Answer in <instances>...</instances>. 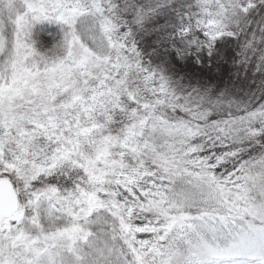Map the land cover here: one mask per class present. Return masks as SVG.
Segmentation results:
<instances>
[{
  "label": "rangeland",
  "instance_id": "rangeland-1",
  "mask_svg": "<svg viewBox=\"0 0 264 264\" xmlns=\"http://www.w3.org/2000/svg\"><path fill=\"white\" fill-rule=\"evenodd\" d=\"M108 1L0 0V178L13 182L19 201L14 214L0 217V264H68L64 246L67 230L53 228L51 233L55 237L46 236L39 220L43 218L45 205L54 210L44 196L49 185L34 184L27 177H31L30 170L35 165L52 163L50 151L54 146L60 148L67 165L82 175L85 193H74L78 200L88 203L84 208L89 209L101 186L113 183L117 187L121 174L130 175L135 169L142 171L146 167L142 159L148 141L141 137L146 126L154 121L147 106L167 105L168 108L162 105L164 108L155 120L156 129L188 140L199 132L189 129L187 119L201 117L226 101L249 107L247 115L221 133L220 139L229 143L231 160L235 159L234 154L240 159L242 139L248 137V133L242 134L241 126L254 133L256 150L246 165L247 172L243 171L254 186L248 194L240 187L241 176L236 168L241 163L233 166L234 177L223 179L218 185L227 190L224 200L244 219L253 238L231 243L221 251L204 247L221 259L243 255L264 259V38L257 37L254 45L247 32L248 24L240 23L239 31L228 30L214 11L204 7L206 15L196 18L193 28L184 22L178 30L180 35L196 32L194 37L203 48L192 49L196 44L192 37L179 42L180 47L172 45L176 63L183 67L194 63L200 70L197 75H180L163 61V52L160 57L152 56V51L145 48V36L154 26L159 38L167 41L176 27L172 12L175 7L169 0H114L119 9L118 25L108 21L103 24L110 23L107 27L110 35L116 29L118 35H111L112 41L126 51L123 56L120 50L110 54L95 52L82 42L74 28L77 18L98 10L104 14ZM240 1L243 10L252 2ZM6 10L16 15L9 46L3 18ZM51 13L59 14L58 21L67 26L69 36L52 47L55 56L48 61L47 54L37 52L28 36L31 28L48 20ZM118 36L122 41L118 42ZM224 36L235 40L231 42ZM218 39L222 45L215 49ZM60 50L65 52L64 56ZM215 51L217 68H213L212 74L215 81L208 84L203 75L209 70L203 63V53L211 55ZM2 57L8 64L2 66ZM117 75L121 77L115 86L125 83L122 87L125 95L118 99L112 117L97 101V93L100 84L108 87L104 84L107 77ZM151 151L158 157L154 149ZM19 156L24 163L16 161ZM253 192L255 199L251 196ZM72 195L65 191L60 196L62 202H69L70 208ZM174 260L179 262V258ZM186 262L205 264L201 256Z\"/></svg>",
  "mask_w": 264,
  "mask_h": 264
},
{
  "label": "trees",
  "instance_id": "trees-1",
  "mask_svg": "<svg viewBox=\"0 0 264 264\" xmlns=\"http://www.w3.org/2000/svg\"><path fill=\"white\" fill-rule=\"evenodd\" d=\"M169 1L175 7L172 12L176 27L167 41L159 38L157 26H154L145 36V48L152 51V56L159 54L157 57H160L163 52V61L171 65L177 74L193 76L200 71L194 63L184 67L176 63L173 58L176 51L172 45L179 46V42L192 37L196 41L192 49L203 48L196 40L197 37H194L197 36L196 32L192 30L180 35L178 30L184 22L193 28L196 18L206 15L204 7L214 11L228 30L239 31L240 23L248 24L247 32L254 39V45L257 37L264 38V0H252L245 10L240 0ZM108 3L104 14L101 13L102 10L82 14L77 18L74 28L82 42L91 50L101 54L120 50L121 55L126 51H122L111 37L118 35L116 29L110 35L107 29L110 23L103 24L104 21L114 22L115 25L119 22L116 2L109 0ZM57 15L59 14L51 13L48 20L35 24L28 36L37 52L47 54L48 61H53L55 56L52 47L69 36L67 26L58 21ZM3 18L9 46L13 41L16 15L6 10ZM226 38L231 42L235 40L230 36ZM130 39L133 40L132 34ZM119 41L122 38L118 36ZM138 43L140 48L141 40ZM221 45L222 41L218 39L215 49ZM60 52L64 56L65 52ZM216 52L211 55L203 53V63L209 69L203 75L208 84L215 81L212 74L213 68H217ZM2 58V66L8 64L7 59ZM120 77H107L104 84L108 87L100 84L97 93V101L104 107V112L112 117L118 108V99H123L125 95L122 88L125 83L115 86ZM162 105L165 104L147 106L154 121L149 127L146 126L141 137L149 143H145L147 149L142 159L146 164L144 170L135 169L130 175L121 174L123 177L117 178V187L113 183L106 186L102 184L99 197L95 198L89 209L84 208L88 203L78 200L74 193H85L82 175H78L70 164L67 165L59 147L54 146L53 151H50L54 164L52 161L44 166L40 165L41 167L35 165L33 170L29 166L31 177H27L34 184L45 182L49 185L44 196L49 198L54 210L45 205L43 218L39 219L41 225H44L46 236L55 237L51 233L53 228L67 230L64 246L66 245L68 264H187L186 261L195 256H201L205 264H264V259L248 255L221 259L204 247L208 245L221 251L231 243L253 238L244 219L234 213L224 200L227 190L223 191L218 185L223 179L234 177L231 176L234 173L233 166L241 163L236 168L238 176H241L240 187L248 194L254 186L243 175L256 150L254 133L249 127L241 126L242 134L248 133V137L242 139V152L236 153L241 155L240 159L234 154L235 159L231 160L233 155L231 148L228 149L229 143L220 139L221 133L230 129L237 119L247 115L249 107L236 106L226 101L213 106L201 117L188 118L189 129L199 134L192 139L182 140L176 134H163L161 128L159 132L156 129L155 120L159 118L161 108H164ZM152 149L158 153V157L153 155L155 152ZM16 161L24 163V158L19 156ZM65 191L73 194L71 208L69 202H62L60 199ZM251 196L256 198L254 192ZM175 257L179 258V262H175Z\"/></svg>",
  "mask_w": 264,
  "mask_h": 264
},
{
  "label": "water",
  "instance_id": "water-1",
  "mask_svg": "<svg viewBox=\"0 0 264 264\" xmlns=\"http://www.w3.org/2000/svg\"><path fill=\"white\" fill-rule=\"evenodd\" d=\"M19 207L18 196L9 178H0V217L14 214Z\"/></svg>",
  "mask_w": 264,
  "mask_h": 264
}]
</instances>
